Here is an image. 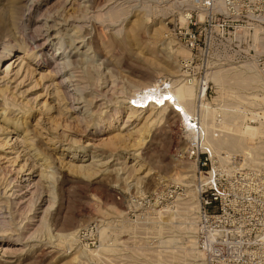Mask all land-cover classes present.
<instances>
[{"label": "rangeland", "instance_id": "374dc122", "mask_svg": "<svg viewBox=\"0 0 264 264\" xmlns=\"http://www.w3.org/2000/svg\"><path fill=\"white\" fill-rule=\"evenodd\" d=\"M20 2L24 19L15 15L13 21L8 1L0 0V264H167L147 258L165 248L170 250L164 251L166 256L189 248L183 198L193 189L191 179L183 182L179 216H156L139 227L126 221L125 212L140 193L195 175V165L179 156L185 148L182 137L190 138L182 136L184 122L172 107L156 120L150 108L131 109L138 106L139 90L156 89L160 81L180 76L177 61L187 51L164 38L171 4ZM108 11L116 13L114 22L106 17ZM31 39L46 43L27 50ZM56 66L60 74L52 71ZM211 85L206 102L215 112L218 132L260 126L261 120L253 117L258 107L232 109L229 100H216L217 89ZM198 104L196 100L193 111ZM223 112L238 117L235 126L226 129L228 115ZM248 140L261 147L258 140ZM253 151L252 158L260 162L256 169H263V151ZM93 221L110 226L107 238L114 251L89 260L61 236ZM171 234L176 243L160 242ZM138 250L151 256L137 258L133 252Z\"/></svg>", "mask_w": 264, "mask_h": 264}, {"label": "built area", "instance_id": "2783aa9c", "mask_svg": "<svg viewBox=\"0 0 264 264\" xmlns=\"http://www.w3.org/2000/svg\"><path fill=\"white\" fill-rule=\"evenodd\" d=\"M161 2L177 5L166 14L164 38L188 51L187 58L179 57L178 70L185 83L196 87L199 102L209 97V76L220 68L252 62L264 84V0ZM180 126L182 136L194 135L188 140L182 137L185 148L179 154L196 167L192 186L197 196L195 257L191 264H264V169L245 166L237 154L229 155L228 165L221 166L202 142L196 117ZM185 192L183 183H171L140 193L128 203L126 221L142 227L158 214L176 213ZM100 224L93 221L77 230V248H99Z\"/></svg>", "mask_w": 264, "mask_h": 264}, {"label": "bare ground", "instance_id": "6f19581e", "mask_svg": "<svg viewBox=\"0 0 264 264\" xmlns=\"http://www.w3.org/2000/svg\"><path fill=\"white\" fill-rule=\"evenodd\" d=\"M7 1L9 4L12 20L14 21L16 19V18L14 19L15 15L22 16L24 19L25 14H24L23 9L21 10L20 0H7ZM176 9H177L176 4L170 5V10L174 11ZM115 15L116 13L114 11H108V14L106 17L110 21L115 17ZM112 21L114 22V19ZM45 43H46V40L42 41L41 39L40 40L31 39V47L30 48L28 47L27 50L32 49V48L34 49L37 47H43ZM58 50L59 48H57V51ZM25 54L27 55L26 52ZM185 55H184L185 57L183 58H187L189 56L188 51L187 53L185 52ZM69 58L71 60L73 56H70ZM52 60L54 61L55 65H57L58 59L56 58V56H53ZM61 65H62V69H65L67 66H69V62H67L66 65H64V63H62ZM58 67L59 66H56L55 69L52 70L56 74H60ZM209 82H211V84H213L214 87L217 89L216 100L218 102H227L229 100L230 107L233 106L232 109L234 108L236 110L241 107H242V110H245V109L250 110V108L252 109L253 107L254 108L258 107L259 109L257 111V114H253V117L254 119H257V120L260 119L261 121H263V122L261 121L259 122L260 126L259 127H252V126L241 127L240 125H238L236 129L233 130L232 128L233 130L232 131L228 127L235 126L236 124L235 120H237L238 117L232 116V115L230 117L229 112H225V113L223 112L225 116L227 115L228 116L225 117L226 120L224 119L225 120L224 124H226V126L224 124L222 125H224L226 129L228 128V131L222 130L218 132L219 130L217 131L216 129L217 126L215 125L214 123L215 121L213 120L214 118L213 116L215 112L207 104L206 98L202 99L199 102L198 104L199 109L193 111L194 108L192 109V105L195 104V101L197 100L196 87L194 85H189L185 83L181 75L176 80H166L165 79L163 81H160L159 82L160 84L156 85L157 88L155 89L154 92L147 91L149 87H145L139 90L137 93H135L136 94L135 101H136V105L138 106L136 108L131 106V109L134 111H138V112L139 111L145 112V110L150 108L154 112L153 115H155L154 119L156 120V119H159L160 116H162L163 113L171 106L173 111L179 115L180 121L184 122V125H188L190 123V119L196 116L200 120L199 124L202 129V142L206 143L212 149L213 153L215 154L217 158L218 163L221 166L228 165L230 161L229 155L237 154L243 157V164H245V166H249V167L253 166L251 168H259L258 164L260 162H256L255 159L252 158V156H254V153H257L256 151H253V149L261 150V152L263 151L264 153V131H263V127H264V84L256 71L255 65L252 62H249L241 66L220 68V69L214 70L209 76ZM156 91L159 92L157 96H156V93H157ZM142 133H143V130L139 131L140 139L138 140V142H136V145L142 142L143 140ZM186 134L190 139L194 137L193 133L191 132L189 133L187 132ZM248 139L258 140L261 147H258V146L252 147L251 144H248V141H249ZM138 146H140V144ZM249 147L252 149L251 151H249ZM255 162L257 163L256 166H254L256 164ZM262 166L264 169V164H262ZM80 168L81 170H83L82 169L83 167H80ZM185 178L191 179V182L194 183L195 175L193 174V175L183 176V177L179 176L177 179L176 178L175 179L176 181L183 183ZM183 204H184L183 214L185 215L184 219L187 221V226H184L183 229L186 232L187 231L191 232L190 241L188 240L189 248H186V247L182 248L180 249V251L178 250V252L171 250L172 252H176L171 256L163 255L165 254L164 251L170 252V250L167 251L168 249L166 250L164 246L163 247L165 248V250L152 252L153 256L150 255L151 254L150 252H149L150 254L148 253L149 254L148 255L146 254L147 252L144 253V251L141 252L138 250L136 252H133V254L137 258H141V256L143 257L151 256L147 258V262L164 263L165 261H167L168 262L167 264L169 263L172 264L173 263L172 259L174 261H178L184 264L185 262L188 263L193 260V258L195 257L194 240H193V231H194L193 221L195 219L196 212H197V196H196V192L194 189H190L189 191H187L186 197L183 198ZM181 208L182 206H180V209L174 215L179 216L178 213L182 214ZM172 214L173 213L168 214V215L158 214L157 217L160 218V216L162 215L166 219L170 217ZM109 228L110 226H108V224H105V221H104V223H102L100 230H99V236L101 240L100 248H98L97 250L82 249L81 254L83 256L81 257L92 260V259H97L99 257L101 258L102 255H106L109 252L114 251V248L109 246V240L107 238L109 232H111L110 231L111 228L110 229ZM157 228H158L157 229L158 231H161L162 229L161 225H157ZM181 230H182V227H181ZM76 233L77 231L62 235L61 239L63 243L65 245L67 244L68 246H75L76 241H77ZM177 241L178 239L176 238V236L171 234L170 236L166 237L160 242L162 244H167L168 246V244H174ZM160 259L162 261H159ZM168 259H170L171 261H169Z\"/></svg>", "mask_w": 264, "mask_h": 264}]
</instances>
